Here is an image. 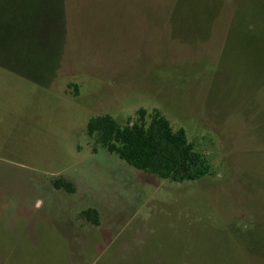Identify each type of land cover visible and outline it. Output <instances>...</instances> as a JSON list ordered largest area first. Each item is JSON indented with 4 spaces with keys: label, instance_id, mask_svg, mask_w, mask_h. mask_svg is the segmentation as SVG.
Segmentation results:
<instances>
[{
    "label": "rangeland",
    "instance_id": "obj_1",
    "mask_svg": "<svg viewBox=\"0 0 264 264\" xmlns=\"http://www.w3.org/2000/svg\"><path fill=\"white\" fill-rule=\"evenodd\" d=\"M1 7L0 264H264V0ZM139 109L209 174L160 179L86 133Z\"/></svg>",
    "mask_w": 264,
    "mask_h": 264
},
{
    "label": "trees",
    "instance_id": "obj_2",
    "mask_svg": "<svg viewBox=\"0 0 264 264\" xmlns=\"http://www.w3.org/2000/svg\"><path fill=\"white\" fill-rule=\"evenodd\" d=\"M22 0H0V7L19 9ZM1 7V8H2ZM86 133L107 152L134 169L157 176L160 179L182 183L194 181L209 174L210 166L204 155L188 142L183 129H172L169 121L158 111H136V119L126 124L118 123L109 115L91 118ZM55 188L72 193V185L56 180ZM82 215L98 223L94 210H85Z\"/></svg>",
    "mask_w": 264,
    "mask_h": 264
}]
</instances>
